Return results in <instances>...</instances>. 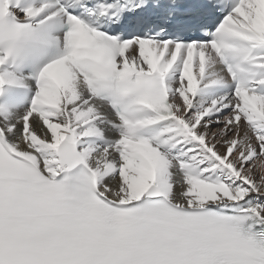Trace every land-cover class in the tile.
<instances>
[{
	"label": "snow or ice",
	"instance_id": "obj_1",
	"mask_svg": "<svg viewBox=\"0 0 264 264\" xmlns=\"http://www.w3.org/2000/svg\"><path fill=\"white\" fill-rule=\"evenodd\" d=\"M0 264H264V0H0Z\"/></svg>",
	"mask_w": 264,
	"mask_h": 264
}]
</instances>
